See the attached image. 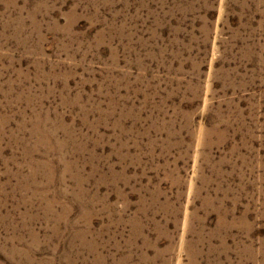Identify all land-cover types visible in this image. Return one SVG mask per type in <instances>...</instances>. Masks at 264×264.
<instances>
[{"label": "rangeland", "instance_id": "obj_1", "mask_svg": "<svg viewBox=\"0 0 264 264\" xmlns=\"http://www.w3.org/2000/svg\"><path fill=\"white\" fill-rule=\"evenodd\" d=\"M0 264H264V0H0Z\"/></svg>", "mask_w": 264, "mask_h": 264}]
</instances>
